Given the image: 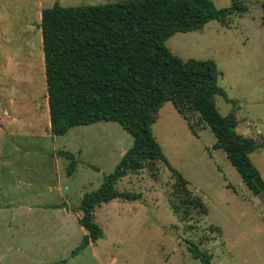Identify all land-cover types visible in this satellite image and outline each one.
I'll list each match as a JSON object with an SVG mask.
<instances>
[{"label": "rangeland", "instance_id": "374dc122", "mask_svg": "<svg viewBox=\"0 0 264 264\" xmlns=\"http://www.w3.org/2000/svg\"><path fill=\"white\" fill-rule=\"evenodd\" d=\"M119 1L0 0V264H201L185 240L211 253L212 264H264V190L254 195L225 152L212 148L211 130L191 114L194 135L170 101L159 109L152 131L206 213L183 212L185 194L176 192L170 170L159 162L156 177L145 167L117 182L119 190L138 192L141 199L97 206L94 220L104 237L71 254L86 234L77 221L81 212L72 207L113 170L132 136L111 121L75 126L59 136L49 130V136L39 13L56 2ZM212 1L217 8L230 5ZM244 2L247 10L233 13L229 24L211 20L200 30L174 33L164 44L182 59L215 61L218 84L230 100L216 94L215 104L222 115L234 111L237 132L258 140L250 157L264 180L262 0ZM31 119L41 126H25ZM57 150L75 155L72 175Z\"/></svg>", "mask_w": 264, "mask_h": 264}, {"label": "trees", "instance_id": "16d2710c", "mask_svg": "<svg viewBox=\"0 0 264 264\" xmlns=\"http://www.w3.org/2000/svg\"><path fill=\"white\" fill-rule=\"evenodd\" d=\"M261 7L264 34V0ZM246 10L244 0H230L224 8H217L212 0H121L78 6L56 2L41 10L39 27L51 134L64 135L75 126L111 121L132 136L131 145L113 170L72 207L73 212H81L77 221L86 230L72 255L104 237L94 220L97 206L113 199H141L138 192L119 190L117 182L128 174L141 173L145 167L156 177L159 162L170 170L176 192L185 194L180 198L183 212L197 208L199 215L206 213L200 197L191 195L188 180L170 165L153 134L152 125L167 101L194 135L197 131L189 122L191 114L211 130L216 138L212 148L225 152L254 195L264 190V180L250 157L259 146L258 140L237 132L234 111L222 115L215 104L216 94L230 101L218 84L220 71L215 61L182 59L164 44L176 32L200 30L211 20L229 24L233 13ZM56 154L68 160L66 175H72L75 155L67 150H57ZM184 244L191 258L212 264L211 253L192 241L185 240ZM63 262L65 259L49 264Z\"/></svg>", "mask_w": 264, "mask_h": 264}, {"label": "crops", "instance_id": "0c3cea01", "mask_svg": "<svg viewBox=\"0 0 264 264\" xmlns=\"http://www.w3.org/2000/svg\"><path fill=\"white\" fill-rule=\"evenodd\" d=\"M40 17H41V13H39V19H40ZM48 104V103H47ZM47 113H48V105H47ZM48 115H49V113H48ZM47 121H48V119H47ZM20 122H22V121H20ZM31 122L32 123H30L29 125L28 124H26L25 126H27V127H34V126H41V124H39L40 122H41V120L39 121V120H35V119H31ZM48 124H47V128H48V134H49V136H50V133H49V130H50V124H49V122H47ZM20 124H22V123H20ZM27 129V128H26ZM44 129H46V127L44 128ZM39 130H40V132H41V128H39ZM38 130V131H39ZM27 132H35L33 129H31V128H29V130H27ZM125 152V151H124ZM123 152V153H124Z\"/></svg>", "mask_w": 264, "mask_h": 264}]
</instances>
